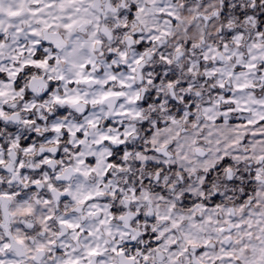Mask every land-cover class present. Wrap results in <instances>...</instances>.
Here are the masks:
<instances>
[{
    "label": "snow or ice",
    "instance_id": "6c2138e0",
    "mask_svg": "<svg viewBox=\"0 0 264 264\" xmlns=\"http://www.w3.org/2000/svg\"><path fill=\"white\" fill-rule=\"evenodd\" d=\"M0 264H264V0H0Z\"/></svg>",
    "mask_w": 264,
    "mask_h": 264
}]
</instances>
